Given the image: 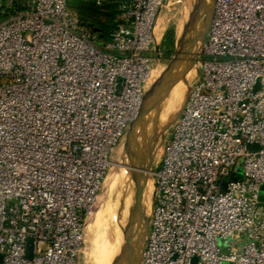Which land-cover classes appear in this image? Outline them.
Returning a JSON list of instances; mask_svg holds the SVG:
<instances>
[{
    "label": "built area",
    "instance_id": "built-area-1",
    "mask_svg": "<svg viewBox=\"0 0 264 264\" xmlns=\"http://www.w3.org/2000/svg\"><path fill=\"white\" fill-rule=\"evenodd\" d=\"M168 1L119 0L103 34L71 0H0V264H79ZM196 62L140 264H264V0H215Z\"/></svg>",
    "mask_w": 264,
    "mask_h": 264
},
{
    "label": "rangeland",
    "instance_id": "rangeland-1",
    "mask_svg": "<svg viewBox=\"0 0 264 264\" xmlns=\"http://www.w3.org/2000/svg\"><path fill=\"white\" fill-rule=\"evenodd\" d=\"M97 1L71 0V6L78 13L85 30L107 34L122 19L120 2ZM212 4L213 0H169L158 15L154 30L158 59L145 91L147 113L113 152L108 182L87 223V228L92 226L95 218L105 211V207L110 206L111 214L108 212V215L104 213L105 216H102V221L108 223L109 227H105L106 231L103 232L101 228L95 227L97 235L86 230L79 264H99L96 260L94 262L93 255L96 253L97 242L100 244L104 238L113 243L118 251V261L114 260L112 264H129V258L136 253L140 263L148 240L156 196L153 179L155 186L150 191L153 197L147 207L144 198L149 190H146V183H140V180L144 177L148 180L158 170L170 126L183 111L197 76L196 61L204 41V34L201 33L207 24ZM171 101H175L174 104ZM137 167L148 171H141ZM101 262L108 264L103 259Z\"/></svg>",
    "mask_w": 264,
    "mask_h": 264
},
{
    "label": "bare ground",
    "instance_id": "bare-ground-1",
    "mask_svg": "<svg viewBox=\"0 0 264 264\" xmlns=\"http://www.w3.org/2000/svg\"><path fill=\"white\" fill-rule=\"evenodd\" d=\"M206 27L204 26V28H203V31H202V33L201 34H204V32H206ZM160 34V33H159ZM182 37V36H181ZM179 38V37H178ZM158 39H160V38H158ZM177 43H178V41H177ZM179 48V47H178ZM175 96V95H174ZM174 96H172V98L174 97ZM175 99V98H174ZM176 99H177V97H176ZM173 104H174V102L175 101H171ZM171 105V104H170ZM172 106V105H171ZM182 106V105H181ZM169 111V110H168ZM137 132V131H136ZM136 135V134H135ZM136 169H139V170H141V171H144V172H146V171H148L146 168H141V167H137ZM142 177V176H141ZM154 178L152 177V176H149V178H148V180H147V178L146 177H144V178H142L141 180H140V183H146V190H149V192L147 193V195H145L144 197V201H145V205L148 207V206H150V202L152 201V197L153 196H151V194H150V191L153 189V187L155 186L154 185V180H153ZM154 190V189H153ZM152 194H153V192H151ZM111 196H113V195H111ZM113 201H114V198H113ZM111 203V202H110ZM109 203V204H110ZM115 203V202H114ZM111 204H113V202L111 203ZM153 205V204H152ZM112 207H110V206H108L107 208L105 207V211L103 212V213H101L98 217H96L95 218V220L93 221V223H92V226L90 225L87 229L89 230V231H91V233L92 234H96L97 235V227L98 228H101V231L103 232V231H106V228L105 227H109V225H108V223L106 224L104 221H102L103 220V218L104 217H102V216H105V214L107 213V215H108V212H109V214H111L110 213V210L109 209H111ZM116 209V208H115ZM114 211V210H113ZM148 212V211H147ZM97 213V212H96ZM105 213V214H104ZM114 213H116V212H114ZM145 215H147V216H149L148 214H146V213H144ZM106 215V216H107ZM108 217V216H107ZM109 218V217H108ZM147 218V217H146ZM107 219V218H106ZM110 221V220H109ZM102 222H104V223H102ZM118 222V221H117ZM113 223H115V225H116V222H113ZM111 226V225H110ZM96 227V228H95ZM115 228V227H114ZM107 235V234H106ZM102 242L99 244V242H97L98 243V245H97V249H96V253H95V255H93V258H94V262H95V260H96V263L98 262L99 264H107V263H102L101 261H102V259L104 260V261H107L108 262V264H112V263H114L113 261L114 260H117L118 261V256H117V253H118V251H117V248H116V246L113 244V243H111V242H109V240L107 239V238H104V239H102L101 240ZM122 248V247H121ZM119 255V254H118ZM120 256V255H119ZM138 260H139V256L137 257V253H136V255H133V256H131L130 258H129V264H138ZM117 261L115 262V263H117Z\"/></svg>",
    "mask_w": 264,
    "mask_h": 264
},
{
    "label": "water",
    "instance_id": "water-1",
    "mask_svg": "<svg viewBox=\"0 0 264 264\" xmlns=\"http://www.w3.org/2000/svg\"><path fill=\"white\" fill-rule=\"evenodd\" d=\"M214 4H215V0H213V4H212V6H211V10H210L209 15H208V18H207V24L205 25L207 29H206V32H204L203 47H204V44H205V42H206V39H207L208 33H209V31H210V28H211V24H212V20H213V14H214ZM203 47H202V49H203ZM201 52H202V51H201ZM200 54H201V53H199V56H200ZM195 61H196V60H195ZM146 106H147V101H146V97H144V102H143L142 109H141V111H140V113H139L137 119L131 124L128 134H129L131 131H133L135 125H136L139 121H141L143 115H144L145 113H147V112H146V111H147ZM142 218H143V217H142ZM132 250H133V249H132ZM132 250H131V251H132ZM131 251H130V252H131ZM130 252H129V253H130ZM129 253H128V255H129ZM33 255H34V241L31 239V240H29L28 247H27V257H28L29 259H32V258H33ZM128 255H127L126 261H127V259H128ZM140 262H141V261H140ZM138 264H140V263H138Z\"/></svg>",
    "mask_w": 264,
    "mask_h": 264
}]
</instances>
